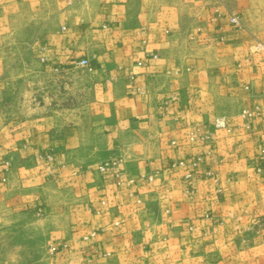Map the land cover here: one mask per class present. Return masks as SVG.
<instances>
[{
    "label": "crops",
    "instance_id": "crops-1",
    "mask_svg": "<svg viewBox=\"0 0 264 264\" xmlns=\"http://www.w3.org/2000/svg\"><path fill=\"white\" fill-rule=\"evenodd\" d=\"M231 7L0 0V227L34 218L33 264H264L262 36Z\"/></svg>",
    "mask_w": 264,
    "mask_h": 264
},
{
    "label": "rangeland",
    "instance_id": "rangeland-1",
    "mask_svg": "<svg viewBox=\"0 0 264 264\" xmlns=\"http://www.w3.org/2000/svg\"><path fill=\"white\" fill-rule=\"evenodd\" d=\"M226 1L232 4L233 7L231 8L237 11L241 18H244L245 22L255 30L256 35L260 34L262 36L256 40L264 41V0ZM14 26L18 29L19 24L15 23ZM17 42L18 40H12V44H15L14 46H17ZM251 44H249V47ZM256 55L262 56V53ZM19 91L26 93L20 87H12L9 94L15 96L20 94ZM34 223V218L24 216L12 224L0 227V264H33L45 252L44 249L46 248L40 246L45 242V233L31 229L30 226H34Z\"/></svg>",
    "mask_w": 264,
    "mask_h": 264
},
{
    "label": "built area",
    "instance_id": "built-area-1",
    "mask_svg": "<svg viewBox=\"0 0 264 264\" xmlns=\"http://www.w3.org/2000/svg\"><path fill=\"white\" fill-rule=\"evenodd\" d=\"M228 19H229L230 24H232V25H234L236 27H242L243 26V21H242L241 15L235 10H230ZM260 53L264 54V41L256 40L249 47L247 55H246V60H250L253 55L260 54ZM78 64H80L82 66H89V59L88 58H82L81 60L78 61ZM258 113H259L258 109H252V108H249V107H245L241 111V115L246 121L253 119L254 117H256V115ZM214 126H215V129L226 127L227 126L226 118L225 117L216 118ZM196 136L201 137V138H207L209 135L203 133L198 128L197 130L192 132L190 138L192 140H194V138ZM48 158H51V156H48ZM115 165H116V162L107 161V162H104V163L100 164L99 165V169L102 170V171H105V170H109V169L115 168ZM91 235H95V232H92ZM68 247H69V244L64 242L60 246V250H65ZM51 248L55 249L54 246H51Z\"/></svg>",
    "mask_w": 264,
    "mask_h": 264
}]
</instances>
